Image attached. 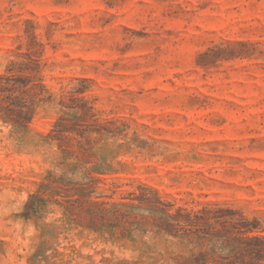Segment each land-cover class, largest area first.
<instances>
[{
    "label": "rangeland",
    "instance_id": "374dc122",
    "mask_svg": "<svg viewBox=\"0 0 264 264\" xmlns=\"http://www.w3.org/2000/svg\"><path fill=\"white\" fill-rule=\"evenodd\" d=\"M10 74L46 90L0 118V264H181L179 208L264 236V0H0Z\"/></svg>",
    "mask_w": 264,
    "mask_h": 264
},
{
    "label": "trees",
    "instance_id": "16d2710c",
    "mask_svg": "<svg viewBox=\"0 0 264 264\" xmlns=\"http://www.w3.org/2000/svg\"><path fill=\"white\" fill-rule=\"evenodd\" d=\"M19 68L20 72L24 71ZM45 90L46 86L35 75L0 76V118L19 128L27 127ZM49 186L44 184L46 188ZM118 211L113 213L118 215ZM102 213L108 211L104 209ZM122 217L132 219L127 214ZM169 217L175 236L193 247L192 251L198 250L181 264H264V236L255 233L256 221H250L238 211L218 205L197 211L179 208Z\"/></svg>",
    "mask_w": 264,
    "mask_h": 264
}]
</instances>
